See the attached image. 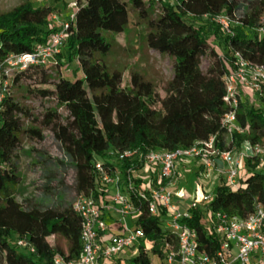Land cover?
Here are the masks:
<instances>
[{
	"label": "trees",
	"instance_id": "trees-1",
	"mask_svg": "<svg viewBox=\"0 0 264 264\" xmlns=\"http://www.w3.org/2000/svg\"><path fill=\"white\" fill-rule=\"evenodd\" d=\"M74 9L73 21L67 17L66 52L76 60L82 77H58L52 91L39 93L53 97L68 112L65 125L52 118L47 124L73 166L75 198L92 195L98 200L108 195L106 190L99 192L96 188L93 165L97 162L107 171L141 168L138 158L119 161L117 155L122 151H173L212 136L217 137L219 148H224L223 77L231 71L235 51L264 66V33L258 32L264 18V0H247L246 6L236 0H76ZM52 14L50 7L29 1L0 14V60L44 45L59 29L50 21ZM219 15L230 17L232 22L235 19L239 26L226 34L210 22ZM132 19L144 26L148 49L174 60L173 77L166 83L163 98L137 73H132L128 84L122 86L123 72L104 61L114 45L107 35L122 34ZM211 38L219 41L225 55H217ZM208 49L215 59L202 72L199 60ZM61 55L56 59L61 60ZM68 64L66 61L62 65L65 70H69ZM47 67L34 66L16 73L11 83L24 76L31 79V73L42 78ZM252 99L256 102L249 106L246 99L240 103L237 113L238 124L247 135L235 138L262 144L264 98ZM25 115L9 90L0 104V264H54L57 257L64 262L75 261L81 251V220L72 204L54 201L43 206L15 199L18 177L11 162L26 132ZM242 167L245 173L236 190L219 180L211 202L193 211L190 220L181 221L196 231L199 250L209 255L217 251L218 240L201 224L206 215L223 212L246 218L256 206L264 209V169L256 160H244ZM139 212L136 225L143 230L149 246L154 244L149 252L161 256L166 243L175 247L176 236L163 226L160 216L149 218L144 209ZM50 237L64 240L66 248L57 243L50 245ZM19 239H25L33 252L18 247ZM143 250L140 245L135 255L120 259L125 264H151L148 252Z\"/></svg>",
	"mask_w": 264,
	"mask_h": 264
},
{
	"label": "built area",
	"instance_id": "built-area-1",
	"mask_svg": "<svg viewBox=\"0 0 264 264\" xmlns=\"http://www.w3.org/2000/svg\"><path fill=\"white\" fill-rule=\"evenodd\" d=\"M69 18L73 21V14ZM213 19L226 34L232 33L233 22L230 17L219 15ZM67 28L68 23H63L49 35L44 45L35 47L29 53L10 54L0 60V104L8 94L16 73L34 66L47 67L55 62L67 41ZM258 32L264 33V18ZM223 81L226 112L221 119V126L225 136L224 148L221 150L217 137L212 136L206 141L173 151L139 154L135 149L117 155L119 161L138 158L141 163L138 171L132 167L124 172L119 169L107 171L100 163H95L93 172L96 188L99 192L106 190L107 194L110 191L113 193L107 202L103 197L95 200L92 195L75 198L72 210L81 220L80 255L77 260L69 262L57 257L54 264H105L124 257L127 252L131 253L130 256L135 255L139 246L143 245L141 242L149 245L143 230L136 225L141 209L149 218L160 216L163 226L176 236L175 247L167 243L163 247L166 264H253L255 257L264 263V209L259 205L246 218L223 212L205 216L201 224L218 240L214 255L199 250L196 231L181 223L190 220L193 211L204 207L213 198V193H208L203 184L195 186L188 201L176 191L180 168L184 163H198V177L202 182L217 172L232 190L239 186L244 160H256L264 169L262 144L245 139L239 149L236 150L234 146L235 135H247L237 121L240 103L246 96L264 98V66L246 60L235 51L231 71L224 75ZM227 139L229 143H226ZM138 173L147 175L145 180ZM110 211L118 216L117 229L106 223V213ZM128 221L133 223L132 228L128 226ZM17 246L21 249L30 248L33 252L25 239L17 240ZM153 246H144L143 251L147 253ZM121 264L125 262L121 261Z\"/></svg>",
	"mask_w": 264,
	"mask_h": 264
},
{
	"label": "rangeland",
	"instance_id": "rangeland-1",
	"mask_svg": "<svg viewBox=\"0 0 264 264\" xmlns=\"http://www.w3.org/2000/svg\"><path fill=\"white\" fill-rule=\"evenodd\" d=\"M28 1L34 5L50 7L53 11L50 21L56 28H60L63 23H66L67 17L75 12L76 0H0V14L10 12ZM122 1L127 2L128 0ZM236 1L244 6L247 4V0ZM197 22L205 24L204 21ZM210 22L214 27L219 26L214 19ZM236 22L234 19L231 23L232 31L239 26ZM144 33V26L132 19L122 34L107 35L108 39L114 42V45L104 61L109 67L123 72L122 86L128 84L132 73H137L144 82L152 85L154 92L160 98H163L166 83L173 77L174 60L169 56L160 55L148 49L144 43ZM210 44L218 56L225 55L218 45V40L211 38ZM66 46L67 41L62 47V59H56L54 63L44 69V77L41 78L40 75L37 76L31 73V79L24 76L17 83L12 82L9 86L12 99L26 112L25 119H23V129L26 132L22 135L20 146L14 153L11 162L18 177V187L15 194L18 203L29 201L32 204L47 206L54 201H61L63 204L70 205L75 200L73 166L63 146L55 137L51 126L47 124L52 118L51 121L65 125L68 112L65 106L59 104L53 97H44L39 93V90L52 91L58 77L70 80L82 77V74L77 70L76 60L70 53L66 52ZM66 55L69 57L67 60ZM214 59L210 49H208L206 54L199 60L201 71L206 72ZM66 61L69 63V70H65L62 66ZM43 79H46V84H43ZM246 101L247 106L256 102L250 96H246ZM49 114H54L55 117H48ZM228 141L229 139L226 143H229ZM242 142V140L239 141L235 138L234 146L236 150L240 148ZM262 145L264 146V142ZM181 170L183 171L178 176L176 191L187 201L193 194L196 185L203 184L204 189L208 193H212L219 180H223L217 172H213L208 180L202 182L198 177L199 165L196 162L184 163L180 168ZM244 173L245 171L241 166L240 177ZM138 176L143 180L147 177L142 173H138ZM127 224L130 228L133 227L132 222L128 221ZM47 241L50 245L57 243L59 247L66 248L64 240H55L50 237ZM141 244L150 247L145 242H141ZM130 254V252H127L123 257L124 260H127ZM148 256L151 264H166L163 254L154 256L151 252H148ZM122 260L112 259L105 264H117L118 262L120 264Z\"/></svg>",
	"mask_w": 264,
	"mask_h": 264
},
{
	"label": "crops",
	"instance_id": "crops-1",
	"mask_svg": "<svg viewBox=\"0 0 264 264\" xmlns=\"http://www.w3.org/2000/svg\"><path fill=\"white\" fill-rule=\"evenodd\" d=\"M183 170H181L180 172H182ZM113 192L110 191L109 194L106 196V198L104 200H106V202L109 200L110 195ZM106 223L109 227L113 228V229H117L118 225L116 223V221L118 220V216L116 213L110 211L108 213H106ZM253 264H264L262 261H260L257 257H255L253 259Z\"/></svg>",
	"mask_w": 264,
	"mask_h": 264
}]
</instances>
